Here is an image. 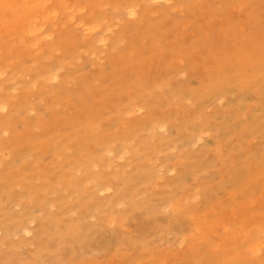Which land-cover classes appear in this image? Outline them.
<instances>
[{
  "label": "rangeland",
  "instance_id": "374dc122",
  "mask_svg": "<svg viewBox=\"0 0 264 264\" xmlns=\"http://www.w3.org/2000/svg\"><path fill=\"white\" fill-rule=\"evenodd\" d=\"M0 125V264H264V0H0Z\"/></svg>",
  "mask_w": 264,
  "mask_h": 264
},
{
  "label": "bare ground",
  "instance_id": "6f19581e",
  "mask_svg": "<svg viewBox=\"0 0 264 264\" xmlns=\"http://www.w3.org/2000/svg\"><path fill=\"white\" fill-rule=\"evenodd\" d=\"M145 1V0H144ZM167 1V0H166ZM147 3H148V1H147ZM151 5V4H150ZM167 10V9H166ZM130 11H134V10H130ZM165 11V10H164ZM157 12V11H156ZM164 13V12H163ZM127 14H128V12H127ZM52 79V78H51ZM124 113V112H123ZM1 126V125H0ZM2 127V126H1ZM89 136V135H88ZM5 176V175H4ZM48 184V183H47ZM44 194V193H43ZM90 194V193H89ZM23 203V202H22ZM95 204V203H94ZM88 211V210H87ZM28 212V211H27ZM55 224V223H54ZM61 225V224H60ZM62 226V225H61ZM60 226H58V228H59ZM60 229V228H59ZM38 233V232H37ZM87 236V235H86ZM85 239V238H84ZM89 243V242H88ZM87 243V244H88ZM48 244V243H47ZM45 246V245H44ZM104 247V246H103ZM44 248V247H43ZM48 248V247H47ZM86 248V247H85ZM88 248V247H87ZM40 250V249H39ZM59 255H61V254H59ZM59 257V256H58ZM61 261V260H60ZM57 262V261H56Z\"/></svg>",
  "mask_w": 264,
  "mask_h": 264
}]
</instances>
